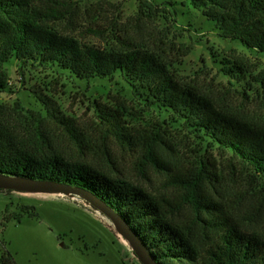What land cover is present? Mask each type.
<instances>
[{
    "label": "rangeland",
    "instance_id": "obj_1",
    "mask_svg": "<svg viewBox=\"0 0 264 264\" xmlns=\"http://www.w3.org/2000/svg\"><path fill=\"white\" fill-rule=\"evenodd\" d=\"M53 16L47 23L58 34L102 51L123 49L119 37L154 53L176 80L192 86L223 112L264 126V53L219 35L215 22L189 0H33ZM8 81L0 106L15 121L52 138L65 157L109 168L106 155L78 153L65 127L48 116L57 108L72 118L84 138L105 144L120 173L147 192L173 197L164 184L173 169L204 164L217 178L204 187L219 209L247 231L264 236L263 183L248 165L219 146L177 113L151 103L148 86L125 78H84L54 63L9 59ZM117 109L122 125L145 128L157 135L156 151L166 162L134 164L136 153L114 136L103 137L99 109ZM40 128V129H41ZM31 131V132H32ZM191 208L181 215L194 217ZM198 244L204 238L195 226ZM204 246V245H203ZM8 250L17 264H141L116 223L79 194L0 192V254Z\"/></svg>",
    "mask_w": 264,
    "mask_h": 264
},
{
    "label": "trees",
    "instance_id": "obj_2",
    "mask_svg": "<svg viewBox=\"0 0 264 264\" xmlns=\"http://www.w3.org/2000/svg\"><path fill=\"white\" fill-rule=\"evenodd\" d=\"M189 1L215 22L221 37L264 53V0ZM32 2L0 0V91L7 85L4 64L11 58L54 63L84 78L120 72L128 80L147 85L151 103L177 113L191 127L230 150L264 184V126L217 109L195 88L178 82L154 53L127 40L118 38L123 49L102 51L58 34L47 23L53 14ZM48 116L65 127L78 153L104 154L109 168L65 157L41 126L32 131L0 106V175L51 181L90 192L123 219L156 264H264V236L245 230L209 197L204 182L217 178L215 168L208 170L201 164L167 169L156 151L154 131L126 128L117 109L103 106L98 116L105 127L103 137L114 136L126 144L137 154L134 164L142 172L148 165L170 170L164 184L177 193L172 198L151 194L128 179L114 176L120 170L105 144L84 138L72 118L57 108L49 109ZM261 190L264 192V185ZM185 205L194 217L181 215ZM197 225L204 238L201 245ZM0 264L17 263L3 250Z\"/></svg>",
    "mask_w": 264,
    "mask_h": 264
},
{
    "label": "water",
    "instance_id": "obj_3",
    "mask_svg": "<svg viewBox=\"0 0 264 264\" xmlns=\"http://www.w3.org/2000/svg\"><path fill=\"white\" fill-rule=\"evenodd\" d=\"M0 189L14 190L18 192H51L61 191L79 194L92 203L95 207L105 212L117 225L120 233L129 242L134 254L141 264H156L152 257L147 252L137 235L131 228L114 212L105 202L95 197L90 192L68 185L51 182L32 180L29 178H16L0 175Z\"/></svg>",
    "mask_w": 264,
    "mask_h": 264
}]
</instances>
